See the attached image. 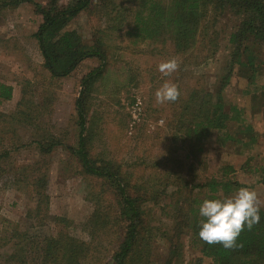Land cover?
<instances>
[{
    "label": "trees",
    "instance_id": "obj_1",
    "mask_svg": "<svg viewBox=\"0 0 264 264\" xmlns=\"http://www.w3.org/2000/svg\"><path fill=\"white\" fill-rule=\"evenodd\" d=\"M23 5L40 18L32 39L49 85L70 77L87 60L97 59L100 64L80 81L72 138L66 131L57 132L51 121L53 94L46 90L36 95L26 90L29 83L14 110L0 114V123L7 128L0 130V193L8 188L31 203L24 213L25 229H13L0 238V264H183L184 242L201 256L194 264H201V259L210 264H264L262 208L259 223L245 229L233 249L209 246L197 235L200 203L229 197L242 186L231 178L236 169L229 164L206 174L202 181L197 167L211 138L216 143H238L229 135L230 122L250 130L242 126L241 110L226 103L224 92L236 75L252 84L259 67H264V56L257 52L264 54V0H0V17ZM82 13L88 24L95 19L89 41L70 28ZM224 17L233 24L226 41L224 73L216 86L208 90L195 80L175 103H166L170 117L157 145L146 146V140L138 139L134 161L115 159L108 140L98 136L97 125L103 117L91 109L99 83L113 75L108 73L114 64L108 57L107 39L118 40L116 51L147 44L158 50L156 57L186 62L198 53L205 64L218 52L216 25ZM123 62L127 70L131 68L129 61ZM12 96L13 88L0 82V105ZM114 118L119 120L120 114L115 112ZM11 126L30 129L28 143H21L14 128L10 132ZM8 134L10 139H3ZM26 146H33L37 158L32 164L14 166L11 154ZM58 149L85 183V202L92 210L81 223L83 238L71 234L77 223L49 213L50 156ZM162 166L167 170L160 174ZM259 171L264 174L263 167ZM160 219L166 223L160 225ZM51 225L60 228L52 233ZM158 243L165 253L155 257Z\"/></svg>",
    "mask_w": 264,
    "mask_h": 264
},
{
    "label": "rangeland",
    "instance_id": "obj_2",
    "mask_svg": "<svg viewBox=\"0 0 264 264\" xmlns=\"http://www.w3.org/2000/svg\"><path fill=\"white\" fill-rule=\"evenodd\" d=\"M33 1L44 2V0ZM65 1L67 0H60L61 3ZM86 16L85 13L80 14L70 28L76 29L85 41H89L91 22L94 24L95 19L90 18L88 24ZM39 22L40 18L35 16L28 5L6 11L0 17V82L13 88L12 99L0 105V114L7 115L14 110L21 97L22 88L29 83L30 86L26 90H33L36 95L46 90L48 94H53L52 106L49 105L52 109L51 121L57 132L66 131L68 137L72 138L75 135L74 129L76 130L74 102L78 97L80 81L90 69L98 67L100 63L97 59L87 60L70 77L49 85L48 77L41 69L36 43L32 39ZM232 24V19L224 17L216 25L221 40L217 42L218 52L215 58L205 64L201 60L202 54L198 53L186 62L175 58L178 67L167 76L158 71V66L162 62L172 60L173 57H156L158 50L147 44L138 45L133 50L116 51L115 42L118 40L107 39L106 45L110 47L108 57L114 64L111 65L108 73L113 75L106 78L108 81L99 83L100 87L94 93L95 101L91 109H96L103 117L97 125V128L101 129L98 136L102 135V139L108 140L107 144L112 147L115 159L134 161V150L137 153V147L140 146L138 139L146 140V146L152 144L155 146L162 139L166 132V118L170 115L166 103L156 102L155 93L164 83L174 84L182 94L192 87L195 80L208 90L216 86L219 77L224 73L223 67L228 55L226 41ZM125 42L126 47L129 39L126 38ZM136 49H139V53H134ZM147 51H152L153 55L147 54ZM257 52L260 58L264 56L260 49H257ZM123 61H129L132 69L127 70L128 67L122 65ZM195 63L203 65L196 66ZM257 74L252 84L241 74L236 75L231 79L230 87L224 92L226 103H232L241 110L240 118L244 124L242 126H248L249 132L241 130L233 121L230 122L229 135L238 143L233 141L216 143L214 137L208 140L205 143L206 152L201 157L202 164L197 167V174L202 181L206 174L216 173L221 165L233 166L236 173L231 178L242 185L240 188L255 190L258 194L259 206L264 209V183H262L264 174L259 171L260 167L264 169V67L260 66ZM124 76L133 77L135 80L133 83L125 82L122 79ZM115 112L120 114L119 120L114 118ZM13 128L14 126H11L10 132ZM0 130L6 132L7 128L0 123ZM14 131L21 143H28L32 132L30 129L24 130L20 126H15ZM3 139L9 140L10 134ZM27 146L11 154L14 166L32 164L37 158L33 146ZM66 157L61 149L50 156L47 186L50 197L49 213L53 217H65L77 223L73 224L71 234L76 238H83L81 223L86 220L92 208L85 202L87 193L84 181L74 174L75 170L71 168ZM166 170L167 167L162 166L159 173L163 174ZM2 183H6V180ZM238 190L232 191L229 197ZM27 205L30 207L31 203L23 194L8 188L0 193V238L13 229H25L24 213ZM158 222L160 225L166 223L164 219ZM59 228L58 225H51L52 233ZM184 243L181 252L182 262L194 264L201 256L197 250H192L186 242ZM160 244L154 245L155 257L165 253L164 247ZM201 264L210 263L201 259Z\"/></svg>",
    "mask_w": 264,
    "mask_h": 264
},
{
    "label": "clouds",
    "instance_id": "obj_3",
    "mask_svg": "<svg viewBox=\"0 0 264 264\" xmlns=\"http://www.w3.org/2000/svg\"><path fill=\"white\" fill-rule=\"evenodd\" d=\"M176 61L169 60L158 66L167 76L176 71ZM180 96L174 84L164 83L155 93L156 102L175 103ZM260 202L255 190L242 187L233 196L202 201L198 207V238L205 244L220 245L224 249L237 246L240 234L251 230L260 221Z\"/></svg>",
    "mask_w": 264,
    "mask_h": 264
}]
</instances>
